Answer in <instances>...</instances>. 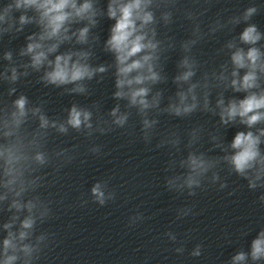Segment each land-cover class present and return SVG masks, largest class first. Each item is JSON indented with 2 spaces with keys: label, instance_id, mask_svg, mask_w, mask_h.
<instances>
[{
  "label": "clouds",
  "instance_id": "1",
  "mask_svg": "<svg viewBox=\"0 0 264 264\" xmlns=\"http://www.w3.org/2000/svg\"><path fill=\"white\" fill-rule=\"evenodd\" d=\"M179 0H107L106 8L99 0H5L0 4V37L24 32L27 26L35 28L25 37L26 43L17 55L27 58L26 62L14 60L12 51L3 53L8 66L0 71V81L10 85L7 95L15 99L0 103V212L10 215L0 223V264H36L41 253L48 247L51 234H36L38 223H44L51 215L49 202L37 193L44 177L40 169L50 165L53 158L68 163L73 159L68 149L53 153L46 150L50 130L67 135L69 130L91 137L94 132L105 134L112 126L123 128L129 121L130 111H122L117 103L108 113L111 118L93 124V111L73 103L66 109V117L50 118L42 101L33 105L28 96L16 95L21 77L30 72L40 73L39 81L45 86L61 88L67 94H88L87 82L97 76L102 78L109 69H114L112 98L125 101L126 109H135L140 117L141 132L146 143H150L158 120L151 113H166L177 118L191 116L199 111L218 117L221 127L243 125L245 131H238L230 144L210 134L213 149L222 155L209 157L204 152L189 151L185 158L169 162L170 168L177 166L184 171L166 179L169 190L183 192L190 196L202 187V181L211 172L210 181H220L216 171L222 164L230 173L247 180L250 190L264 189V32L249 21L259 9L247 7L242 14L229 17L226 21L216 19L203 32L199 17L206 8L185 9L184 16L193 22L191 36L180 42L184 53L177 63V74L172 82L177 91L161 107L163 92L154 90L166 83L163 74L164 54L176 47L172 37L163 36L159 27L167 28L174 22V12ZM199 0H197V3ZM208 3L209 0H204ZM18 14V15H17ZM114 21L103 44V50L111 53V65H93L92 44L98 36L93 35L100 18ZM246 24L238 38L227 40L219 50L228 59L218 69L204 71L199 78V61L192 55L193 48L207 35L213 36L228 25ZM66 46V47H65ZM64 48L63 51L61 49ZM243 93V98L225 92ZM215 93V103L212 96ZM35 123V127H32ZM202 129L197 127L189 132L187 146L192 148L200 140ZM181 141L175 132L169 133L158 147L169 145L179 151ZM100 146L89 149L100 153ZM227 185L221 182L219 187ZM93 202L104 206L115 199V193L108 188L106 180L94 183L90 189ZM264 204V195L259 197ZM86 204L87 201H83ZM191 209L179 210L178 217L188 215ZM143 219L137 213L129 218L134 225ZM175 242V234L166 233ZM201 245L192 250L193 257L201 255ZM183 253L184 248L175 249ZM252 264L264 261V229L251 241L249 251L236 252L230 264Z\"/></svg>",
  "mask_w": 264,
  "mask_h": 264
}]
</instances>
